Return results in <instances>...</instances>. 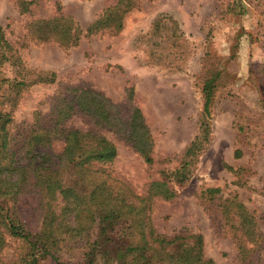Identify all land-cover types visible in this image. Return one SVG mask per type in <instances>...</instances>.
<instances>
[{
  "label": "rangeland",
  "instance_id": "374dc122",
  "mask_svg": "<svg viewBox=\"0 0 264 264\" xmlns=\"http://www.w3.org/2000/svg\"><path fill=\"white\" fill-rule=\"evenodd\" d=\"M117 1L27 0L31 4L22 13L15 0H0L4 39L22 65L16 71L20 74L4 65L2 76L54 74L52 83L19 91L5 83L1 89L0 113L10 115L13 137L21 145L36 124L48 125L55 118L53 106L64 99L75 98L76 106L85 102L91 113L103 109L105 123L77 110L61 126L112 142L116 157L107 170L142 196L162 173L180 167L198 132L202 80L219 70L206 149L192 164L186 183L170 184L173 199L154 200L149 218L159 236L201 235L204 257L214 264H264V0H138L119 32L81 35L72 47L41 41L32 30L33 23L59 16L84 30ZM157 20L176 22L185 35L186 46L173 51L176 59L182 57L175 69L160 58L155 39H149ZM135 109L147 132L144 144L151 163L134 147L130 122ZM54 149L59 151L61 144ZM236 149L242 152L239 159L234 158ZM212 189L219 192L209 194ZM232 199L253 216L254 239L246 238L235 215L226 211ZM7 204L15 206L28 229L36 232L42 226L46 212L37 196L23 195ZM80 244L64 241L54 252L61 263H77L73 256L82 250ZM25 251L21 239L5 236L0 264L18 261ZM39 264L56 263L45 258Z\"/></svg>",
  "mask_w": 264,
  "mask_h": 264
},
{
  "label": "trees",
  "instance_id": "16d2710c",
  "mask_svg": "<svg viewBox=\"0 0 264 264\" xmlns=\"http://www.w3.org/2000/svg\"><path fill=\"white\" fill-rule=\"evenodd\" d=\"M30 2L15 0L22 13L28 11ZM137 4L138 0H118L115 5L104 9L84 30L64 16L37 21L32 24V30L41 41L51 39L61 46L72 47L81 35L119 32L125 14ZM184 37L172 20H157L149 35L161 51L160 58L171 69H175L176 61L182 58L176 59L173 51L178 46H186ZM184 53L182 51L181 55ZM206 62L203 59L202 69L206 68ZM6 64L12 72L22 67L0 27V91L5 83L19 91L54 81L53 73H30L32 75L19 76V79L17 76L4 78L1 71ZM219 78L220 71L211 70L202 80L203 105L198 132L184 150L180 167L170 174L162 173V178L151 182L142 196L135 195L107 170L106 167L116 157L112 142L96 133L62 128L63 121L77 110L91 113L85 102L76 106V99L71 97L53 106L55 118L48 125L36 124L21 145L11 133L10 115L0 113V250L5 246V236L8 235L21 239L26 250L18 261L7 264H39L45 258L56 264H214L204 257L201 235L159 236L152 228L149 216L155 199L169 201L176 196L170 184L182 186L186 183L192 164L206 149L210 136V106ZM91 114L104 123L107 119L103 109ZM140 114L139 110H133L131 134L137 140L135 149L147 163H151L148 145L144 144V139L149 140L140 122ZM55 143L61 144L59 151H55ZM241 156L242 152L236 149L234 158ZM228 170L232 168L228 167ZM218 192L219 189L208 190L212 195ZM29 194L39 198L46 212L44 222L36 232L24 225L14 205L7 204L9 201L16 203L18 197ZM226 206V211L235 215L242 234L254 239L256 224L246 207L236 199ZM71 240L82 246V250L73 256L77 263H61L54 251L64 241Z\"/></svg>",
  "mask_w": 264,
  "mask_h": 264
}]
</instances>
